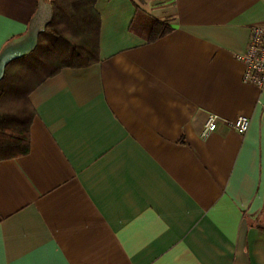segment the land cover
Segmentation results:
<instances>
[{
  "label": "crops",
  "instance_id": "1",
  "mask_svg": "<svg viewBox=\"0 0 264 264\" xmlns=\"http://www.w3.org/2000/svg\"><path fill=\"white\" fill-rule=\"evenodd\" d=\"M38 6L0 0V52ZM96 8L98 62L33 91L30 152L0 161V264H264V87L239 60L264 0Z\"/></svg>",
  "mask_w": 264,
  "mask_h": 264
},
{
  "label": "trees",
  "instance_id": "2",
  "mask_svg": "<svg viewBox=\"0 0 264 264\" xmlns=\"http://www.w3.org/2000/svg\"><path fill=\"white\" fill-rule=\"evenodd\" d=\"M99 0H54L51 2L53 19L41 34L39 45L30 56L11 63L0 82V161L15 159L30 152V128L35 112L30 95L44 81L55 77L66 68H85L98 62L101 18L96 5ZM158 31L154 40L170 30L156 23ZM151 41V40H150ZM54 47V65L48 71L32 58L41 46ZM50 50V49H48ZM47 68V67H46ZM29 79V80H28ZM23 86L24 91H21ZM21 91L19 96H12ZM22 99L13 106V99Z\"/></svg>",
  "mask_w": 264,
  "mask_h": 264
},
{
  "label": "built area",
  "instance_id": "3",
  "mask_svg": "<svg viewBox=\"0 0 264 264\" xmlns=\"http://www.w3.org/2000/svg\"><path fill=\"white\" fill-rule=\"evenodd\" d=\"M239 60L245 66L243 82L259 88L264 87V26H254L251 29L248 47L239 56ZM219 123L220 120L217 116L213 114L208 115L204 124L202 137L206 138L215 132ZM224 123L228 128L240 134H245L250 126V121L246 117H240L234 121Z\"/></svg>",
  "mask_w": 264,
  "mask_h": 264
},
{
  "label": "water",
  "instance_id": "4",
  "mask_svg": "<svg viewBox=\"0 0 264 264\" xmlns=\"http://www.w3.org/2000/svg\"><path fill=\"white\" fill-rule=\"evenodd\" d=\"M53 19L51 4L39 0L38 10L30 21L26 33L8 42L0 52V82L5 77L6 68L19 59L30 56L39 45V39Z\"/></svg>",
  "mask_w": 264,
  "mask_h": 264
},
{
  "label": "rangeland",
  "instance_id": "5",
  "mask_svg": "<svg viewBox=\"0 0 264 264\" xmlns=\"http://www.w3.org/2000/svg\"><path fill=\"white\" fill-rule=\"evenodd\" d=\"M50 49V50H48ZM55 49L54 47H47V45L45 46H41L36 54L33 56L32 58V62L33 64H38V68L44 66L45 67V70L44 69H41L42 72L44 71H48L49 70V66L50 65H54L56 64L55 63V56H54V53H52L51 50ZM47 67V68H46ZM29 80V79H28ZM18 88L22 87L21 91H24L23 89V86L19 85L17 86ZM19 92V91H16L14 92V94L12 95L13 97L15 95L19 96L20 93L23 94V92ZM22 99L18 98V99H13V106H17V104H20L19 102H21Z\"/></svg>",
  "mask_w": 264,
  "mask_h": 264
}]
</instances>
